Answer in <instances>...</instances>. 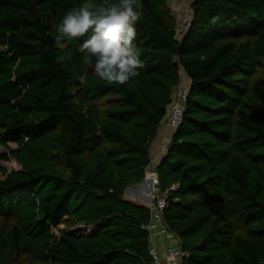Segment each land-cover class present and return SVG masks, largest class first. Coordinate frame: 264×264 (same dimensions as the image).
I'll list each match as a JSON object with an SVG mask.
<instances>
[{
  "label": "trees",
  "instance_id": "16d2710c",
  "mask_svg": "<svg viewBox=\"0 0 264 264\" xmlns=\"http://www.w3.org/2000/svg\"><path fill=\"white\" fill-rule=\"evenodd\" d=\"M84 2L0 0V264L152 261L150 212L126 191L182 75L184 121L156 169L163 225L183 264H264V0H194L183 39L171 0H141L145 67L125 85L93 74L82 40H55Z\"/></svg>",
  "mask_w": 264,
  "mask_h": 264
},
{
  "label": "clouds",
  "instance_id": "9594fccd",
  "mask_svg": "<svg viewBox=\"0 0 264 264\" xmlns=\"http://www.w3.org/2000/svg\"><path fill=\"white\" fill-rule=\"evenodd\" d=\"M142 10L141 0H102L100 4L87 0L65 13L61 22L56 26L55 40L57 42L65 39L68 41L82 40L78 51L83 55L84 63L93 69L96 77L110 85L128 84L133 78L138 77L139 70L145 67L134 42L137 37L135 26L141 20ZM79 79L82 84L85 83L87 74L81 75ZM161 130H165L167 134L163 124ZM157 167L155 166V169ZM158 185L157 189L160 193L167 192L168 194L169 191H161ZM132 188L127 189L126 198L128 191L132 193ZM132 198L136 197L132 195ZM135 200L145 206L137 198Z\"/></svg>",
  "mask_w": 264,
  "mask_h": 264
},
{
  "label": "built area",
  "instance_id": "2783aa9c",
  "mask_svg": "<svg viewBox=\"0 0 264 264\" xmlns=\"http://www.w3.org/2000/svg\"><path fill=\"white\" fill-rule=\"evenodd\" d=\"M178 5L180 3L186 4L184 13L177 12L174 8L175 0H171V9L175 16L178 27V38L183 39L191 25L193 16V1L194 0H177ZM177 14V15H176ZM188 92L189 87H180L179 91L174 94V102L169 107L167 115L163 122V127L166 128L168 137H170L168 143H163L161 151L165 153L168 150V144L172 139V134L178 129L185 117L186 108L188 105ZM158 174L155 169L154 160L152 159L150 165L146 169V175L141 185L132 189V194L138 200H140L146 207H148L151 215V222L147 226V230L150 233V239L153 240L157 235L162 236L169 241L170 245L165 257L166 263L163 262V258L159 254L158 248L154 245L150 248L151 262L149 264H183L184 260L189 257V253L181 248L179 243L175 241L172 235L169 233L166 226L163 225L164 210L168 204V194L160 193L157 189Z\"/></svg>",
  "mask_w": 264,
  "mask_h": 264
},
{
  "label": "rangeland",
  "instance_id": "374dc122",
  "mask_svg": "<svg viewBox=\"0 0 264 264\" xmlns=\"http://www.w3.org/2000/svg\"><path fill=\"white\" fill-rule=\"evenodd\" d=\"M175 2L176 3H174V8H178V9H176V11L177 12H180V13H184L183 12V10H181V9H179V8H184L185 9V6H186V4H181L180 3V6L178 5V1L177 0H175ZM171 5H172V3H171ZM177 15V14H176ZM183 86H189V81L186 79V77L184 76V75H182V81H181V85H180V87H183ZM180 87L179 88H177L176 90H175V93H177L178 91H179V89H180ZM156 141L157 140H155L154 142H153V145H152V148H151V151H153L154 150V147H155V144H156ZM162 144L163 143H161V146H162ZM9 146L12 148V149H15V148H17V145L15 144V143H13V142H11V143H9ZM7 152V150L5 149V148H3V147H1L0 146V153H6ZM154 153V152H153ZM163 153H162V151H161V149L158 151V155L156 156V157H158V158H160L161 159V157H163ZM152 159H153V157H152ZM154 160V165L155 166H158L159 165V163H160V161H159V159L158 160H155V159H153ZM3 166L4 167H6L9 171H19V170H21L22 169V167H21V165L19 164V162L16 160V159H11V160H9V161H5V162H3ZM138 185H136V186H133V188L132 189H134V188H136ZM131 196V193H130V191H128L127 192V198L128 199H130V200H133V201H136L135 199H133L132 198V196ZM89 231V230H88ZM92 231V230H91ZM86 233H88V232H86Z\"/></svg>",
  "mask_w": 264,
  "mask_h": 264
},
{
  "label": "crops",
  "instance_id": "0c3cea01",
  "mask_svg": "<svg viewBox=\"0 0 264 264\" xmlns=\"http://www.w3.org/2000/svg\"><path fill=\"white\" fill-rule=\"evenodd\" d=\"M165 132H166L165 130H161V132H159V135L156 139L157 141H156L154 150L151 151V159L153 157V159H155V160L159 159V161H160V158H158L156 156L158 155V151L161 148V143L168 141V134H166ZM132 195L133 194L131 193V196ZM91 230H93V229H89V231H87L88 234H91V232H92ZM151 245H154L156 248H158L159 254L163 258V262L166 263L165 257L167 255V250H168V247L170 245L169 241L166 240L165 238H163L162 236L157 235L153 240H151Z\"/></svg>",
  "mask_w": 264,
  "mask_h": 264
}]
</instances>
